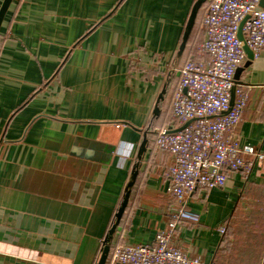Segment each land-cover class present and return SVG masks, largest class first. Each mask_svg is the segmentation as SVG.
I'll return each mask as SVG.
<instances>
[{"label":"crops","instance_id":"1","mask_svg":"<svg viewBox=\"0 0 264 264\" xmlns=\"http://www.w3.org/2000/svg\"><path fill=\"white\" fill-rule=\"evenodd\" d=\"M197 1L13 0L0 29V264H97L136 166L111 250L152 245L186 210L197 219L178 222L174 247L211 264L263 260V178L228 172L180 202L173 156L156 145L180 127V69L205 40L209 0L181 50ZM247 61L235 137L264 152V51Z\"/></svg>","mask_w":264,"mask_h":264},{"label":"built area","instance_id":"2","mask_svg":"<svg viewBox=\"0 0 264 264\" xmlns=\"http://www.w3.org/2000/svg\"><path fill=\"white\" fill-rule=\"evenodd\" d=\"M262 0H209L202 22L205 40L199 59L188 61L180 69V84L173 98L171 125L158 131L156 145L173 156L168 169L169 193L180 202L197 189L224 187L228 172H255L263 178L264 152L240 147L235 131L247 103V95L237 89L235 75L243 66L246 53L238 39L243 35L254 58L264 51V6ZM235 99L231 106V91ZM187 127L181 129L186 123ZM182 218L197 216L180 210L166 230L159 231L152 245H117L107 264H211L188 256L171 244ZM221 233L225 227L219 228ZM264 264V258L260 262Z\"/></svg>","mask_w":264,"mask_h":264},{"label":"water","instance_id":"3","mask_svg":"<svg viewBox=\"0 0 264 264\" xmlns=\"http://www.w3.org/2000/svg\"><path fill=\"white\" fill-rule=\"evenodd\" d=\"M205 1L206 0H198L196 2V4L194 5V7H193V10H192L189 22L187 24L185 34H184L181 50H183L184 47H185L187 39H188V37L190 35V32H191V30L193 28L197 13H198L199 9L201 8L202 4L205 3ZM12 2H13V0H4L2 5H1V7H0V29H1L2 23L4 21V18L6 16V13H7L8 9L10 8ZM261 6H264V0H262ZM246 20H247V18L241 23L239 31H238V39L243 42V49H244V51L246 53V58L248 60L247 63L245 64V66H247L250 63V61L254 59V53L248 47V45H247V43L245 41L244 35H243V26H244V23H245ZM239 70H240V68L236 72L235 82H236L237 74H238ZM161 98H162V96H161ZM234 99H235V88H233L232 91H231V106L234 103ZM189 123L190 122H186L181 127V129H184L185 127H187L189 125ZM147 143H148V140L145 137L144 140H143V143H142V145L140 147L139 153H138V159L139 160L142 159V155H143V153L146 150ZM137 174H138V169H137V166H136L134 168L131 176H130V180H129V182L127 184V187L125 189V195H124L123 201L120 204V207H119V209H118V211H117V213L115 215V221H114L112 227L110 228L106 238L103 241V247H102V250H101V255H100V258H99L97 264H106L107 263V260H108L109 254H110V250H111V242H112L113 235L116 232V229H117L118 225L120 224V221H121V219L123 217L125 209H126V207L128 205L130 192H131V189H132V187H133V185H134V183L136 181Z\"/></svg>","mask_w":264,"mask_h":264},{"label":"clouds","instance_id":"4","mask_svg":"<svg viewBox=\"0 0 264 264\" xmlns=\"http://www.w3.org/2000/svg\"><path fill=\"white\" fill-rule=\"evenodd\" d=\"M129 147H131L130 143H129ZM129 153L125 152L124 155L127 156Z\"/></svg>","mask_w":264,"mask_h":264},{"label":"rangeland","instance_id":"5","mask_svg":"<svg viewBox=\"0 0 264 264\" xmlns=\"http://www.w3.org/2000/svg\"><path fill=\"white\" fill-rule=\"evenodd\" d=\"M199 50H200V48H199Z\"/></svg>","mask_w":264,"mask_h":264}]
</instances>
